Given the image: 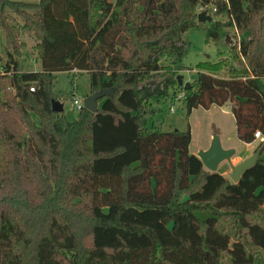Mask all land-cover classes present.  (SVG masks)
Returning <instances> with one entry per match:
<instances>
[{
	"label": "trees",
	"instance_id": "1",
	"mask_svg": "<svg viewBox=\"0 0 264 264\" xmlns=\"http://www.w3.org/2000/svg\"><path fill=\"white\" fill-rule=\"evenodd\" d=\"M202 7L215 17L207 38L225 41L231 58L200 62L185 88L178 81L187 69L184 34L199 27ZM22 31L37 41L40 71L23 69ZM74 70L88 71L90 94L115 90L96 113L83 108L68 121L53 110L60 95L52 87L55 72ZM181 93L188 116L229 104L240 140L252 143L261 132L258 159L238 182L190 151V125L164 131L149 124L155 102ZM40 185L45 205L61 217L36 237L21 231L8 206H29ZM2 192L0 264H261L264 0H0ZM84 199L88 245L80 214L64 210ZM224 219H232L230 230Z\"/></svg>",
	"mask_w": 264,
	"mask_h": 264
},
{
	"label": "rangeland",
	"instance_id": "2",
	"mask_svg": "<svg viewBox=\"0 0 264 264\" xmlns=\"http://www.w3.org/2000/svg\"><path fill=\"white\" fill-rule=\"evenodd\" d=\"M35 2L38 0H20ZM115 1V0H110ZM198 12L200 13L201 11ZM212 11H209V15ZM213 20H215L214 15ZM218 19L226 21V16H219ZM200 23V22H199ZM210 26V22L200 23L199 27L191 28L184 34V65L187 69L182 71L185 81H194L198 76L197 65L204 61H217L221 57L231 58V49L225 41L216 43L213 40L207 38L206 30ZM228 32L233 42H238L239 36L236 34V30L229 28ZM236 34V35H235ZM20 39L27 42L26 47L23 49V55L21 56V62L23 69L26 71H40L42 69L40 62H37L36 49L34 45L37 42L29 32L22 31ZM3 51L5 45L7 47V41L5 34H2ZM228 71L224 70L221 75H227ZM54 94L60 95L56 97V100L61 101L64 104V114L68 121H74L78 118L79 109L73 104L71 96H75V99L81 104H84V100L88 97L91 91L90 88V75L86 70L77 71H57L55 72V80L52 87ZM72 94V95H71ZM167 98L157 104L155 121L164 131L181 130L185 131L190 125L192 140L190 144V151L194 154H198L199 151L204 150L209 143L212 142L215 136L220 138L223 147L226 145L236 150L237 155L245 154L246 152L254 151L258 142L253 144L243 142L239 139L237 134L236 120L233 115L230 105H213L207 109L202 106L194 108L191 114L187 115V110L182 99L179 98ZM149 124H152L153 117H149ZM258 141L262 140L257 138ZM227 161L221 164L218 168L219 172H225V175L230 177L231 167L224 169L222 165L226 164ZM239 161L236 159V154L232 157V163L237 164ZM228 163V162H227ZM231 178V177H230ZM32 190V189H31ZM11 188L6 192H9L10 196H13ZM45 188L40 185L39 188L33 189L31 199L27 200L29 206H22L23 202H16L13 207L8 206V210L13 215H17L18 219L21 220L19 225L21 231L28 232L32 236H40L46 232L49 224V220L52 218L59 219L61 216L58 207L55 209L51 208L50 204L45 205V202L41 198L44 195ZM6 193L0 194V199ZM29 202V203H28ZM54 202L57 203L55 200ZM53 202V203H54ZM58 204V203H57ZM54 206V205H53ZM87 209H89V202L84 199L82 202L76 203V201H67L64 203V210L67 213L73 215H79L81 224L80 234L85 238V244L91 243V236L87 228ZM212 213L210 211H199L198 215L202 218H207ZM78 220V219H77ZM227 226V229H231L232 219H224L222 221ZM19 227V228H20ZM37 234V235H36ZM224 264H232L230 261H225ZM255 264H259L256 262ZM261 264H264V256L261 255Z\"/></svg>",
	"mask_w": 264,
	"mask_h": 264
},
{
	"label": "water",
	"instance_id": "3",
	"mask_svg": "<svg viewBox=\"0 0 264 264\" xmlns=\"http://www.w3.org/2000/svg\"><path fill=\"white\" fill-rule=\"evenodd\" d=\"M213 16L209 15L207 11H202L198 14V22H212ZM178 81L180 85H183L185 88L190 87V81L184 80V75H178ZM115 88L111 89H102L94 94L89 95L84 100V107L91 112L96 113L100 108V99L110 95ZM53 110L56 112L64 111V104L54 99L52 102ZM236 154V150L233 148H224L221 144L220 138L215 136L208 149L201 150L198 152L197 156L202 160L207 169L211 171H217L219 165L227 161L231 167L230 177L234 182H238L242 174L251 168L257 161L259 152H254L251 156L243 159L237 164L232 163V157Z\"/></svg>",
	"mask_w": 264,
	"mask_h": 264
},
{
	"label": "crops",
	"instance_id": "4",
	"mask_svg": "<svg viewBox=\"0 0 264 264\" xmlns=\"http://www.w3.org/2000/svg\"><path fill=\"white\" fill-rule=\"evenodd\" d=\"M35 2H37V1H35ZM23 42H25L26 44H27V42L25 41V40H23ZM37 43H35V45H36ZM28 45V44H27ZM35 45H34V49H35ZM26 47V46H25ZM36 54H37V52H36ZM36 58H37V55H36ZM38 62V61H37ZM41 64V63H40ZM162 101V100H161ZM161 101H157V102H155V109H157V104L158 103H160ZM229 105V104H228ZM156 111V110H155ZM156 115V113L152 116L153 117V122H156L154 119H155V116ZM150 117V116H149ZM149 119V118H148ZM152 122V123H153ZM254 142H260V140L258 141V139H256L255 141H253L252 143H250V144H253ZM210 144L211 143H209L208 144V146L206 147V148H204V150L205 149H208L209 148V146H210ZM224 148H230L229 146H227L226 145V147L224 146ZM254 153V151H252V152H250V151H248V152H246L245 154H239V155H237V153H236V159H238V161L240 162V161H242L243 159H245V158H247V157H249V156H251L252 154ZM225 162V161H224ZM224 162H222V163H224ZM221 163V164H222ZM221 164L219 165V168L221 167ZM223 166V168L224 169H227L228 167H229V163H227L226 162V164H224V165H222ZM223 174H225V172L223 171L222 172Z\"/></svg>",
	"mask_w": 264,
	"mask_h": 264
},
{
	"label": "built area",
	"instance_id": "5",
	"mask_svg": "<svg viewBox=\"0 0 264 264\" xmlns=\"http://www.w3.org/2000/svg\"><path fill=\"white\" fill-rule=\"evenodd\" d=\"M199 11H201V12H202V11H207V13H209V10H208L207 8H205V7L200 8ZM74 71H77V70H74ZM34 89H35L34 87L31 88V90H34ZM183 97H184V94H183V93L179 94V96H178L179 99H181V98H183ZM72 99H73V104H74V106H75L76 108H78L79 110L85 108V107H84V104H81L79 101H77V100L75 99V96H72ZM255 137H256V138H261V137H262L261 132H260V131H256V133H255Z\"/></svg>",
	"mask_w": 264,
	"mask_h": 264
}]
</instances>
